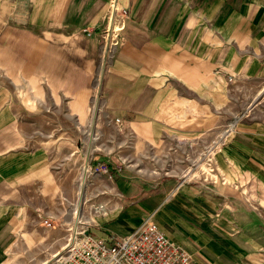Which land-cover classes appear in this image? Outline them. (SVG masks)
Here are the masks:
<instances>
[{"label": "crops", "instance_id": "crops-1", "mask_svg": "<svg viewBox=\"0 0 264 264\" xmlns=\"http://www.w3.org/2000/svg\"><path fill=\"white\" fill-rule=\"evenodd\" d=\"M112 5L94 114L157 155L210 151V180L123 174L91 149ZM114 189L84 220L105 206L84 194ZM148 215L189 264H264V0H0V264H53L81 230L111 244Z\"/></svg>", "mask_w": 264, "mask_h": 264}, {"label": "rangeland", "instance_id": "rangeland-1", "mask_svg": "<svg viewBox=\"0 0 264 264\" xmlns=\"http://www.w3.org/2000/svg\"><path fill=\"white\" fill-rule=\"evenodd\" d=\"M118 25L115 24V28ZM110 29L109 31H105V35L108 33L107 38L110 39ZM114 33V32H113ZM106 51V57H107ZM103 71V70H102ZM105 72V70H104ZM101 71L96 77L95 80V96L92 99L90 104V115L91 122L92 119L95 118V121H98L96 127L93 129L92 137H95L93 144H91V149L96 148V152H106L107 157L109 155H114L119 157L122 161V165L125 166V171L123 174L133 173L136 175L142 176H150L156 175L158 177L165 175H179L187 177H192V179H203L209 177L208 175V166L206 158L202 153H196V148H185L178 145V142L174 140H170L167 146H165V155H157L154 151L157 145L153 144V146H149L147 148L141 147L143 142L139 140V136L134 131L124 128L121 125L116 124L114 120H111L109 117H105L102 115V118H98V110L99 105L101 103L100 92L102 90V76ZM98 107V108H97ZM98 118V120H97ZM96 123V122H95ZM91 124H89L90 127ZM114 135V136H113ZM112 136V137H110ZM85 140V139H84ZM83 144L86 150V141ZM145 145V143H144ZM153 148V149H152ZM162 148V146H158V149ZM211 156V155H210ZM212 157V156H211ZM102 174L105 175L108 181L112 182V178L114 174H108L106 171L102 170ZM103 179V178H101ZM104 183V181H102ZM113 187V186H112ZM103 190H108L105 187H101ZM117 191L116 189L112 191H107L105 193H87L84 194L87 201V205H92L91 202H95L97 200H103V204L105 205L103 208H87L83 214L84 220H87L90 224H94L95 222L101 220L110 215V213L115 209L112 205L117 200ZM104 202H107L104 203ZM107 206V207H106ZM92 237H99L100 233L97 231H93L91 229L90 234ZM13 264V263H7Z\"/></svg>", "mask_w": 264, "mask_h": 264}, {"label": "built area", "instance_id": "built-area-1", "mask_svg": "<svg viewBox=\"0 0 264 264\" xmlns=\"http://www.w3.org/2000/svg\"><path fill=\"white\" fill-rule=\"evenodd\" d=\"M113 6V5H112ZM118 14L116 15V13ZM121 11L115 10L114 24L107 27L106 32L110 29V39L107 38L108 33L104 36L105 42L102 50V62L100 66L101 76L104 75V68L109 58L111 48L116 44L113 39V32L120 28ZM124 13V12H123ZM113 14V9L111 16ZM89 34V33H88ZM107 51V57H106ZM103 70V71H102ZM116 124L120 125L121 121L115 118ZM208 166V176L203 180H210L216 174L217 168L213 163L211 152L203 153ZM46 226H51L52 221L43 220ZM84 231V230H83ZM79 232L78 239L72 238L66 243L59 253L55 255L53 264H189L190 254L179 244L170 240L164 233L160 231L156 223H154L152 215L144 217L140 224L129 231L126 236L120 239H114L111 244H107L106 239L100 237H92L88 234ZM75 233V231H74Z\"/></svg>", "mask_w": 264, "mask_h": 264}, {"label": "bare ground", "instance_id": "bare-ground-1", "mask_svg": "<svg viewBox=\"0 0 264 264\" xmlns=\"http://www.w3.org/2000/svg\"><path fill=\"white\" fill-rule=\"evenodd\" d=\"M116 8V10H117V7H115ZM115 8H114V5L112 6V9H113V14H112V16H110V21H109V27L111 28L112 26H114L115 24L113 23L114 21V13H115ZM113 21V22H112Z\"/></svg>", "mask_w": 264, "mask_h": 264}]
</instances>
